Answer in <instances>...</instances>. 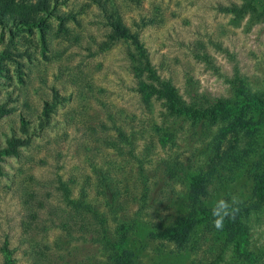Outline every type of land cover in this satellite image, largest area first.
<instances>
[{"label": "rangeland", "instance_id": "rangeland-1", "mask_svg": "<svg viewBox=\"0 0 264 264\" xmlns=\"http://www.w3.org/2000/svg\"><path fill=\"white\" fill-rule=\"evenodd\" d=\"M23 1L32 18L0 16V146L25 141L0 161V264L3 247L11 264H114L113 242L131 264H242L210 209L232 195L237 207L264 205V115L247 107L165 139L170 119L145 93L136 46L182 95L189 78L209 97L264 100V26L217 8L239 0ZM117 22L127 34L98 50ZM174 157L185 169L170 179L161 170ZM105 173L124 211L99 195ZM59 181L73 198L85 191L106 220V244L63 235ZM119 222L128 227L116 230ZM178 226L175 242L164 231ZM248 232L245 248L264 264V211Z\"/></svg>", "mask_w": 264, "mask_h": 264}, {"label": "trees", "instance_id": "trees-1", "mask_svg": "<svg viewBox=\"0 0 264 264\" xmlns=\"http://www.w3.org/2000/svg\"><path fill=\"white\" fill-rule=\"evenodd\" d=\"M217 8L221 12L230 14L231 20L235 23L242 18H246L249 23L258 22L264 26V0H239L238 2H230L226 5H219ZM34 10L33 5L25 3L23 0H0V16L15 17L19 21H27L32 18V12ZM126 34L127 29L123 25L118 24V22L114 23L111 31L106 34L105 39L98 43V50L106 49L111 42ZM136 49L138 56L143 57L140 68L146 72L144 76L146 81L142 83L145 93L161 101L164 108V115L170 119V125L162 130V137L165 139L173 140L177 132L183 129L182 127L185 124L189 127L196 125L208 126L220 114L238 115L247 107L253 108L254 112L261 117L264 115V100L260 98H243L235 103L231 102L227 97H209L198 93L193 88L189 78L185 81L186 87L184 89V95H182L168 80L156 75L139 45L136 46ZM1 112H3L2 108H0V114ZM120 133L119 131V135L124 138V135ZM24 142L23 139L17 137L6 139L5 144L0 146V161L4 155L16 154L17 147ZM137 162L141 163V160L138 159ZM170 163V165L163 164L162 174L170 179L178 178L185 169L183 162L178 157H174ZM138 168L140 170L138 176L141 178L143 169L141 166ZM96 186L98 187L99 195L102 196L110 211H114L115 208L118 211H124V206L119 201L121 194L117 192L118 189L116 190V185L113 184L108 173L99 176ZM143 186L145 190L146 186ZM125 187L123 186V192L127 193L128 190ZM59 188L64 206L62 208V214H55V216H59L58 225L62 228L63 235L68 238L74 232L82 235L90 234V238H93L92 240L98 243L102 241V243L106 244L108 240V234L104 228V221L106 220L94 209V205L87 199L85 191L80 189L77 197L73 198L66 184L59 181ZM192 190L195 193L192 201L194 205L198 202L197 195L201 193L197 181L193 182ZM262 203L238 207L235 217L226 222L225 229L228 231V239L231 242L232 250L237 257L243 260L242 264H258L261 258L259 255L248 251L245 248V244L249 234L250 220L252 217L257 218L264 211V205ZM194 206L195 208H200L199 210L202 212L199 204ZM186 219L187 217L184 216L177 220ZM210 219H212L211 214ZM124 227H128V224L119 222L116 225V230L121 231ZM164 233L169 238L174 239L175 242H180L183 238V234L180 235L179 226L173 227V229H166ZM120 236L122 240L121 233ZM110 247L114 254V264H131L128 254L121 247L120 243L113 242L110 244ZM2 250L3 260L1 264H11L9 252L6 247H3Z\"/></svg>", "mask_w": 264, "mask_h": 264}, {"label": "clouds", "instance_id": "clouds-1", "mask_svg": "<svg viewBox=\"0 0 264 264\" xmlns=\"http://www.w3.org/2000/svg\"><path fill=\"white\" fill-rule=\"evenodd\" d=\"M240 200L237 195H232L229 200L218 198L211 206L212 224L215 230L223 231L226 222L235 217Z\"/></svg>", "mask_w": 264, "mask_h": 264}]
</instances>
